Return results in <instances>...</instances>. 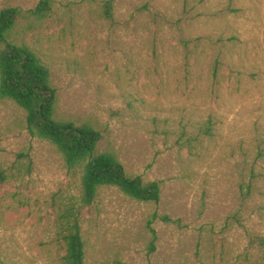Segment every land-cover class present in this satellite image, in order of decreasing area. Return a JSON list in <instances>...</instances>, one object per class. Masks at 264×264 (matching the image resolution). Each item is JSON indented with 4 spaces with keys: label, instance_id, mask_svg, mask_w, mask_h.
<instances>
[{
    "label": "rangeland",
    "instance_id": "obj_1",
    "mask_svg": "<svg viewBox=\"0 0 264 264\" xmlns=\"http://www.w3.org/2000/svg\"><path fill=\"white\" fill-rule=\"evenodd\" d=\"M53 1L14 40L50 67L57 117L162 182L157 203L103 187L82 208L86 264H264V0H112V19L108 0ZM0 167V264H64L59 216L80 208V178L1 99Z\"/></svg>",
    "mask_w": 264,
    "mask_h": 264
},
{
    "label": "trees",
    "instance_id": "obj_2",
    "mask_svg": "<svg viewBox=\"0 0 264 264\" xmlns=\"http://www.w3.org/2000/svg\"><path fill=\"white\" fill-rule=\"evenodd\" d=\"M53 0H40L29 9L7 6L0 10V99L13 101L27 113V129L53 144L62 154L67 167L80 178V208L65 206L59 216L60 241L64 246V264H86L83 238L82 208L92 206L103 187H117L127 196L145 202H159L162 182L147 181L132 175L112 151H101L104 133L90 122L76 123L56 115L58 89L50 67L32 48L14 40L22 24L47 19L54 11ZM105 15L113 18V1L104 2ZM31 169V164L28 165ZM8 171L0 167V185L8 182ZM245 196V194H244ZM236 215L230 218L236 219ZM169 224L180 225V219L169 215H153ZM151 244L155 248L156 229ZM264 245V237H258Z\"/></svg>",
    "mask_w": 264,
    "mask_h": 264
}]
</instances>
